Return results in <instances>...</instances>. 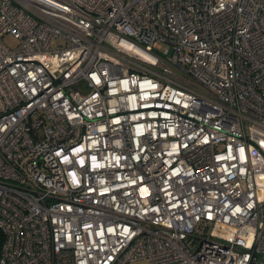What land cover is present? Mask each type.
<instances>
[{"label":"built area","instance_id":"obj_1","mask_svg":"<svg viewBox=\"0 0 264 264\" xmlns=\"http://www.w3.org/2000/svg\"><path fill=\"white\" fill-rule=\"evenodd\" d=\"M141 259L264 264V0H0V264Z\"/></svg>","mask_w":264,"mask_h":264},{"label":"rangeland","instance_id":"obj_2","mask_svg":"<svg viewBox=\"0 0 264 264\" xmlns=\"http://www.w3.org/2000/svg\"><path fill=\"white\" fill-rule=\"evenodd\" d=\"M3 41L8 45V46H14L16 44V40L13 39L11 36H5L3 38ZM156 48L159 50H162L165 47V44L162 42H156L155 43ZM78 85H74L73 88H77ZM129 264H150V262L147 259H141L138 261L131 262Z\"/></svg>","mask_w":264,"mask_h":264}]
</instances>
